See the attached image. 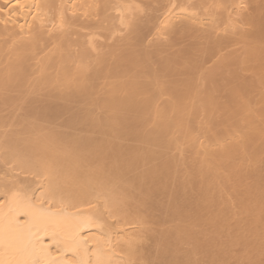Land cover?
<instances>
[{
    "label": "bare ground",
    "instance_id": "bare-ground-1",
    "mask_svg": "<svg viewBox=\"0 0 264 264\" xmlns=\"http://www.w3.org/2000/svg\"><path fill=\"white\" fill-rule=\"evenodd\" d=\"M21 4L0 0V259L264 264V0Z\"/></svg>",
    "mask_w": 264,
    "mask_h": 264
},
{
    "label": "snow or ice",
    "instance_id": "snow-or-ice-1",
    "mask_svg": "<svg viewBox=\"0 0 264 264\" xmlns=\"http://www.w3.org/2000/svg\"><path fill=\"white\" fill-rule=\"evenodd\" d=\"M15 3L17 6L23 7V5L21 4V0H15ZM17 195L18 194H14V197ZM2 207H3V204L0 203V209H2ZM89 220L91 221V218H89ZM98 226L103 227V225H98ZM4 240H5L4 229H3V226L0 225V245H3ZM9 243L11 244V237H9ZM0 264H5V262L2 259H0ZM17 264H21V262L18 261ZM23 264H29V262L26 261V262H23ZM30 264H61V262L55 259H52L50 255L45 251L43 253L42 261L32 260ZM81 264H83V262H81Z\"/></svg>",
    "mask_w": 264,
    "mask_h": 264
}]
</instances>
